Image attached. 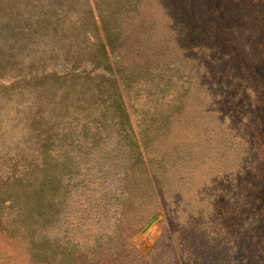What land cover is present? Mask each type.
<instances>
[{
	"label": "rangeland",
	"instance_id": "374dc122",
	"mask_svg": "<svg viewBox=\"0 0 264 264\" xmlns=\"http://www.w3.org/2000/svg\"><path fill=\"white\" fill-rule=\"evenodd\" d=\"M0 229V264H264V0H0Z\"/></svg>",
	"mask_w": 264,
	"mask_h": 264
},
{
	"label": "trees",
	"instance_id": "16d2710c",
	"mask_svg": "<svg viewBox=\"0 0 264 264\" xmlns=\"http://www.w3.org/2000/svg\"><path fill=\"white\" fill-rule=\"evenodd\" d=\"M106 37H108V36H106ZM112 46L107 42V44H106V48L104 47V45L102 44V48H103V56L102 57H104V61H103V64H102V66H97V69H98V67H102V71H104V72H108V70L110 71V72H112V68H113V65H115L116 66V62L114 63V62H111L110 61V56H112L113 55V50H112V48H111ZM108 49H109V51H108ZM122 59V54H116V56H115V61H118V64H119V61ZM116 68H118V66H116ZM92 69H93V67H92ZM94 69H95V67H94ZM96 69V70H97ZM73 78H79L80 76L79 75H75V76H72ZM140 164L142 165V168H143V172H144V175L146 176L145 177V179L146 180H149V175H150V173H149V171H147V167H146V162H145V160L142 158V159H140ZM129 176H130V178H132L131 176H132V174H130L129 173ZM8 209H10V208H8ZM4 229H6V228H4ZM2 229H0V231H1ZM21 230V229H20ZM2 231H5V230H2ZM21 232L23 233L24 231L23 230H21Z\"/></svg>",
	"mask_w": 264,
	"mask_h": 264
},
{
	"label": "water",
	"instance_id": "95a60500",
	"mask_svg": "<svg viewBox=\"0 0 264 264\" xmlns=\"http://www.w3.org/2000/svg\"><path fill=\"white\" fill-rule=\"evenodd\" d=\"M157 220V217H154L146 226L143 228L141 232H145L147 229L151 227V225Z\"/></svg>",
	"mask_w": 264,
	"mask_h": 264
}]
</instances>
